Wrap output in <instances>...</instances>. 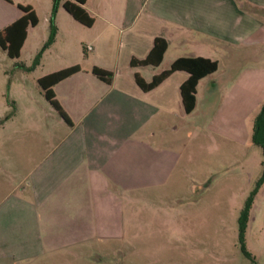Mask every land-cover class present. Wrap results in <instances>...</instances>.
Segmentation results:
<instances>
[{
	"label": "crops",
	"instance_id": "obj_1",
	"mask_svg": "<svg viewBox=\"0 0 264 264\" xmlns=\"http://www.w3.org/2000/svg\"><path fill=\"white\" fill-rule=\"evenodd\" d=\"M63 1L55 17L56 37L47 49H56L64 33L82 43L84 54L41 73L37 82L80 66L52 86L70 122L46 99L59 115L57 137L44 122L46 115L35 112L22 123L34 132L29 151L17 148L27 135L16 132L18 150L0 154V264H114L109 256L118 252L123 236L117 220L112 222L117 204L132 201L134 190L167 183L180 159L174 133L181 124L191 132L188 122L199 105V87L213 85L218 54L229 62L246 55L259 58L257 50L264 44V0H85L81 6L92 18L90 26L74 19ZM23 14L13 0H0V32ZM29 26L35 25L27 26L26 36ZM156 37L167 44L160 63L132 66V58L149 54ZM180 57L217 61L216 71L198 80L190 113L180 89L187 71L176 70L147 91L135 80L137 73L149 82ZM228 65L227 76L235 81L240 69ZM93 67L110 71L111 81L98 78ZM261 78L251 70L244 80L256 85ZM43 124L49 132H38ZM254 202V219L263 216L264 234V186ZM257 258V264H264Z\"/></svg>",
	"mask_w": 264,
	"mask_h": 264
},
{
	"label": "rangeland",
	"instance_id": "obj_2",
	"mask_svg": "<svg viewBox=\"0 0 264 264\" xmlns=\"http://www.w3.org/2000/svg\"><path fill=\"white\" fill-rule=\"evenodd\" d=\"M13 3L16 8L31 6L37 24L29 26L18 58L9 57L0 46V154L17 148L29 151V134L34 132L22 123L35 112L46 115L44 122L52 126L50 132L57 137L59 115L51 109L37 77L84 54L82 43H75L63 33L58 47L45 49L39 63L27 70L23 65H32L48 36L45 18L51 13V0ZM257 52L259 58L246 55L235 62L218 54L219 68L212 75L213 85L208 90L202 87L203 83L199 87V105L194 110V120L188 122L191 132L181 124L174 133L180 159L167 183L134 190L132 201L117 204L118 216L112 222L117 220V231L124 237L118 241V252L109 256L112 263L126 264L131 260L132 264H257L241 250L238 222L263 170L262 148L252 142V131L264 103V44ZM228 64L240 69L235 81L227 76ZM251 70L261 73L260 83L252 85L244 80ZM8 118V125L4 126L3 121ZM49 126H38V132H49ZM16 132L27 136L23 140L26 142L15 149ZM255 195L248 210L244 245L253 257L257 255L256 260L264 261L263 216L254 219L258 208ZM121 251L128 253L125 256Z\"/></svg>",
	"mask_w": 264,
	"mask_h": 264
},
{
	"label": "trees",
	"instance_id": "obj_3",
	"mask_svg": "<svg viewBox=\"0 0 264 264\" xmlns=\"http://www.w3.org/2000/svg\"><path fill=\"white\" fill-rule=\"evenodd\" d=\"M62 0H52L51 13L48 19V36L45 40L42 48L36 54L33 59L31 66H24L27 70L33 69L40 61L41 55L45 49H47L55 40L57 33V26L55 22V17L57 13V9ZM85 0H64L62 5L64 9L77 21L80 23L90 26L92 24V18L88 15V13L81 6ZM20 9L24 12V14L7 26L4 30L0 32V46L6 50L9 57L14 58L19 56L21 45L26 37V29L27 26L36 25L37 18L32 10L31 6H19ZM166 41L160 37H156L154 41V45L149 52V54L143 59H135L132 58L130 63L132 66L134 65H158L162 59V55L166 49ZM217 69V61L210 60L204 57H180L174 60L170 67L163 70L162 72L155 74L149 82H146L139 74H135V80L137 84L145 91L150 90L157 86L161 81H163L167 76H169L172 72L176 70H185L189 73L188 78L181 84V97L183 101V105L185 111L190 113L195 106V92L196 85L200 78L206 76L209 73L216 71ZM80 70L79 65H72L69 67H65L63 69L57 70L55 72L49 73L45 76L38 78V84L44 91L45 98L51 103V105L57 110L59 115L67 122H70L68 116L62 110L60 104L55 99V95L52 91V86L69 77L70 75L76 73ZM92 73L95 74L98 78L110 82L112 78V73L110 71L103 70L98 67L92 68ZM252 142L254 144L259 145L262 148L263 153V170L257 181L256 187L251 191L249 197L247 198L246 204L241 211L239 216V240L241 244V250L246 257H248L251 261L255 262L254 257L251 253L246 249L244 245V234L246 229V223L248 219V210L251 206V203L254 199V195L257 189L264 182V103L262 104L260 111L255 117L253 123V131H252Z\"/></svg>",
	"mask_w": 264,
	"mask_h": 264
},
{
	"label": "built area",
	"instance_id": "obj_4",
	"mask_svg": "<svg viewBox=\"0 0 264 264\" xmlns=\"http://www.w3.org/2000/svg\"><path fill=\"white\" fill-rule=\"evenodd\" d=\"M90 48H91L90 46L87 47L88 50H89Z\"/></svg>",
	"mask_w": 264,
	"mask_h": 264
}]
</instances>
